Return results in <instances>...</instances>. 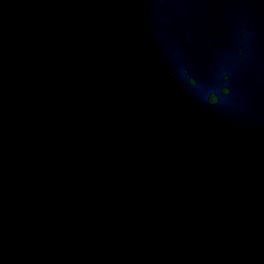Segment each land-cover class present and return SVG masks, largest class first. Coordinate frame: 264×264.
<instances>
[{
  "label": "water",
  "instance_id": "95a60500",
  "mask_svg": "<svg viewBox=\"0 0 264 264\" xmlns=\"http://www.w3.org/2000/svg\"><path fill=\"white\" fill-rule=\"evenodd\" d=\"M0 264H264V0H0Z\"/></svg>",
  "mask_w": 264,
  "mask_h": 264
}]
</instances>
